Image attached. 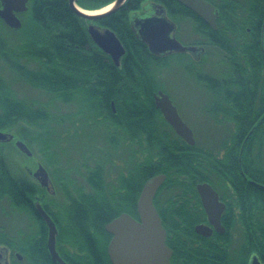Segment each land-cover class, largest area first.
I'll return each mask as SVG.
<instances>
[{"label": "trees", "instance_id": "obj_1", "mask_svg": "<svg viewBox=\"0 0 264 264\" xmlns=\"http://www.w3.org/2000/svg\"><path fill=\"white\" fill-rule=\"evenodd\" d=\"M112 1L75 0V3L83 10L92 11ZM206 1L218 7L216 30L175 0H127L118 11L97 21V24L110 29L125 49L120 65L116 66L91 41L86 29L89 21L74 13L68 0H28L27 10L18 15L21 21L19 29H11L0 21V65L21 83L48 95L50 100L76 103V112L63 113L61 117L81 116L90 118L93 123H104L105 134L117 131L119 123L130 122L142 128L143 132L172 131L153 106V94L162 89L158 78L160 70L172 55L162 58L151 55L129 25L130 14L138 11L143 3L160 4L176 23L177 31L186 21L197 36V40L186 45L212 47L221 54L222 70L216 78L214 75L205 78L204 74L194 69L191 72L198 84L213 86L214 100L224 103L221 108L223 118L236 126L237 135L223 145L227 149H235L234 155L237 156L241 142L255 124L240 155L241 164L247 167L249 152L253 149L254 181L264 184V120L258 125L255 123L264 111V58L259 48V25L252 28L250 33L245 31V23L255 16L243 7L240 10L246 15H240L234 9L235 0ZM257 1L247 0L246 3L256 5ZM173 55L191 58L187 54ZM52 119L48 103L19 97L10 80L0 73V131L11 132L15 129L16 137L32 151L37 150L43 158L50 157L51 154L45 151L58 148L61 140L70 142L77 129L74 127L75 132H71L73 136L65 131L59 135L55 125L72 121L60 123ZM102 141L105 143L99 145L102 153L89 158L93 164L86 167L85 179L94 186L96 195H102L100 189L105 165L115 167L112 170L115 177L110 185V202L106 205L108 215L104 213L102 201L93 203L91 210L94 220L110 222L122 213L136 216L135 204L142 186L151 177L163 174L166 178L161 189L168 192L162 191L163 200L155 203V208L167 233V241L169 233L171 237L189 236L188 229L198 222V215H189L185 209L194 210L193 205L198 203L195 185L205 181L201 145L195 142L189 146L176 135L172 138H144L140 150L133 151L134 157L136 153L141 154V162L137 159L129 168L130 164L128 161L125 163L119 151L124 148L123 144L120 145L121 139L106 136ZM234 157L230 159L231 164H235ZM115 160L123 162L124 167L119 162L116 164ZM65 170L62 172L67 176L60 180L67 184L72 179L71 170ZM51 172L55 174L58 169L51 168ZM36 193L34 187L22 178L10 177L8 163L1 155L0 201L5 200L11 206L19 202L28 203L26 196ZM253 195L255 216L252 228L255 244L263 249L264 192L255 188ZM23 205L25 210H32V207H27L28 204ZM257 208L260 209L259 213ZM76 212H79L77 223L84 226L82 210L78 208ZM1 228L0 245L9 248L12 253H22V236L14 239ZM87 238L92 246L90 236L87 235Z\"/></svg>", "mask_w": 264, "mask_h": 264}, {"label": "flooded vegetation", "instance_id": "obj_2", "mask_svg": "<svg viewBox=\"0 0 264 264\" xmlns=\"http://www.w3.org/2000/svg\"><path fill=\"white\" fill-rule=\"evenodd\" d=\"M235 1L237 3L234 9H236L240 15L244 14V12L240 10V7H243L249 9L252 16H255L252 20L245 23V31L250 33L252 32V28H256L257 25H259V48L264 58V3L262 0H258L256 5L247 4V0ZM206 2L214 8L217 29L216 20L219 13L218 7L208 1ZM135 12L142 11L139 9ZM260 17H262V19H259ZM169 19L171 20V18ZM171 21L174 23L173 20ZM174 24L176 25V23ZM206 25L210 27L208 24ZM249 38L254 40L251 36ZM199 47L202 48L200 54L201 59L202 56L207 53L206 50L209 47L204 45H199ZM207 75L208 74H204L205 78H207ZM214 78H216V76H214ZM159 91L166 94L170 99V95H168L165 90L158 89L156 93L153 94V106L155 111L160 115L162 121L168 125L155 106L154 95L158 94ZM213 91V86L207 84L202 85L201 92L204 94V101L200 106V115L204 124L202 139L205 140V142L202 143L203 145L201 144V149L203 153L202 175L205 181L201 182V184H208L217 194L218 202L223 205V210L219 219L220 227L216 229L209 222L208 215L196 191L198 203L196 202L195 205H193L194 210L190 208L185 209L186 213L189 215H198V222L192 225V229H188L187 234L189 236L171 237L169 233L167 241L166 233V246L171 251L169 262L170 264H249L253 258H256L259 262L258 264H264V248L261 249L260 246L255 244V235L252 228L255 216L254 189L257 188L264 192V184L254 181V164L252 162V156L254 154L253 149L249 152L251 157L248 155L249 164L246 168L241 164L240 157L243 147L254 131L255 124L249 129L241 142L237 156L234 155L236 152L235 149H227V147L223 145H225L224 142L233 139L234 136L237 135L236 126L223 118V111L221 108L224 106V103L214 100ZM177 113L181 118L178 111ZM181 120L189 127L182 118ZM263 120L264 111L261 112L255 123L258 125V123ZM208 121H210V124L212 122L215 125V127H210L211 131H207V127L210 126ZM134 124V122H130V124L119 123L117 131H109L105 134V137L107 136L109 139H121L120 145L123 144L124 148L119 151L125 163L128 161L130 164L129 168H131V164L137 159L138 162H141V154L136 153L134 157L133 151L140 150L142 139L151 137L172 138L176 135L169 125L172 131L151 133L143 132L142 128H137ZM121 128L124 131H122ZM179 139L181 138L179 137ZM207 139H210V141L212 139L217 140L216 144L209 147L210 141L208 142ZM10 143L14 145L15 139H12ZM28 149L31 152L29 156L16 150L27 159H33L34 152L29 146ZM232 157H234L235 164L230 163ZM115 161L116 164L119 162L120 165L124 167L123 162L118 160ZM155 161L157 160L155 159ZM39 165L44 167L49 178V182L45 186H42L34 176ZM114 169L115 167L110 164L104 166L102 189H100L102 190V195H96L93 189L94 186L86 181L84 175L82 176L75 171L70 175L72 178L70 183L68 182L66 184L63 180L59 179V181L57 178L59 175L57 173L52 174L45 164L40 161H36L35 165H23L19 170L20 174H15V170L9 165L10 177L12 179L15 177L22 178L25 183L33 186L37 193L32 196H26L28 203L19 202L11 206L10 203L2 200L9 209L6 217L9 220L8 224H11V227L6 229V232L14 239L16 236L21 235L23 240L22 253L17 251L12 253L9 248L1 245L6 248L8 264H111L107 254V247L112 236L105 230V226L111 221L107 222L105 220L100 223L96 222L92 217L91 209L93 207H91V205L102 201L104 203V213L108 215L106 205L110 202V185L115 177L114 172H112ZM162 186L163 183L158 188L153 198L154 207L155 203H160V201L163 200V192H168V190L161 189ZM262 200L264 202V196ZM23 204H28L27 207L30 209L32 207L33 211L25 210L26 208ZM36 205L41 206L56 230L54 249L60 261L53 260L49 253V227L45 219L37 212ZM78 208L82 210L84 226H80L77 223L79 212L76 211ZM259 212L260 209L257 208V213ZM130 216L137 220V214L136 216ZM19 225L21 229H19ZM197 226L207 227L210 229V233L208 235L197 233L195 230ZM87 235L90 236L92 246L89 243ZM14 239L12 242H14Z\"/></svg>", "mask_w": 264, "mask_h": 264}, {"label": "water", "instance_id": "obj_3", "mask_svg": "<svg viewBox=\"0 0 264 264\" xmlns=\"http://www.w3.org/2000/svg\"><path fill=\"white\" fill-rule=\"evenodd\" d=\"M126 1L114 0L105 6L109 7L106 11L93 13L104 7L92 11L83 10L76 5L75 0H68L74 13L89 21L86 29L91 41L116 66L120 65L125 49L110 29L96 22L118 11ZM175 1L192 11L212 29H216L214 8L209 3L204 0ZM27 3L28 0H0V21L11 29H19L21 21L18 15L27 10ZM140 10L142 12L130 15L129 25L136 38L146 45L151 55L162 58L171 54H188L194 61L200 59L201 47L184 45L176 39V25L168 18L162 5L145 2L141 5ZM154 99L156 108L175 134L187 145L193 146L195 144L193 132L181 120L168 96L159 91L154 95ZM12 139H15L14 147L18 151L27 156L31 155L28 146L17 138L15 133L0 131V143H10ZM34 176L42 186L49 182L46 170L41 165L37 167ZM165 178L163 174L155 175L144 183L136 203L137 220L122 213L105 226L106 232L112 236L107 247L111 264H170L171 251L166 246V232L153 205V198ZM196 191L208 215L209 222L218 229L223 205L218 202L217 194L208 184H197ZM36 210L49 227V253L53 260L60 261L54 249L56 230L40 205H36ZM195 230L202 235L210 233V229L204 226H197ZM258 263L257 259L253 258L249 264ZM0 264H8L6 248L1 245Z\"/></svg>", "mask_w": 264, "mask_h": 264}, {"label": "rangeland", "instance_id": "obj_4", "mask_svg": "<svg viewBox=\"0 0 264 264\" xmlns=\"http://www.w3.org/2000/svg\"><path fill=\"white\" fill-rule=\"evenodd\" d=\"M176 39L181 43L192 42L197 40V36L191 30L188 22L183 21L180 28L175 33ZM17 40V39H15ZM206 54L202 56L198 61H194L189 57L172 55L167 59L166 65L160 70L159 81L160 88L165 90L170 95L174 107L179 112L181 118L189 125L193 131L194 139L200 145L205 142L203 140L202 133L204 132V124L200 115V106L204 101V94H202V85L198 84L192 75V70H197L202 75L208 74L216 76L222 70L220 64V53L214 48H208ZM195 62H193V61ZM0 73L3 74L8 80H10L11 86L19 97L30 99L37 102L48 103L49 111L53 114V119L56 122L72 121L70 123L65 122L63 125H55V130L60 132L59 135L65 132H73L76 127V132L71 133L73 136L69 142L59 141L58 148H52L46 150L45 153L51 154L50 157L43 158L37 150H34V158L27 159L23 154L18 152L12 143H0V155H2L8 163V166L15 170V174H20L19 170L23 165L33 164L36 161H40L51 171V168H57L59 179H65L66 174L62 171L70 169V175L73 171L85 176V170L87 166H92L90 156L95 157L97 154H101L99 145L101 146L105 138L106 126L101 123H93V121L87 117L72 116L61 117L63 113H73L78 110L76 103L64 104L60 101L49 99L50 97L43 92L33 90L24 83H21L18 79L12 76L0 65ZM114 105H112L113 107ZM210 126L207 127V131H211L210 127H215L214 123L208 121ZM30 128L29 126H25ZM206 130V129H205ZM15 129H12V133H16ZM62 138V137H61ZM60 140V138L58 139ZM99 140V141H98ZM98 141V142H97ZM209 142L210 139H207ZM215 139L210 141L209 147L216 144ZM69 142V143H68ZM105 144V143H104ZM203 145V144H202ZM61 149V150H60ZM65 150V151H64ZM53 152V153H52ZM18 171V172H17ZM113 172V171H112ZM8 208L4 202L0 201V227L5 230L11 227L8 224L7 213ZM19 229L21 226L19 225Z\"/></svg>", "mask_w": 264, "mask_h": 264}, {"label": "bare ground", "instance_id": "obj_5", "mask_svg": "<svg viewBox=\"0 0 264 264\" xmlns=\"http://www.w3.org/2000/svg\"><path fill=\"white\" fill-rule=\"evenodd\" d=\"M108 8L109 7H104L103 9L96 11V12H93V13H102V12L106 11Z\"/></svg>", "mask_w": 264, "mask_h": 264}]
</instances>
